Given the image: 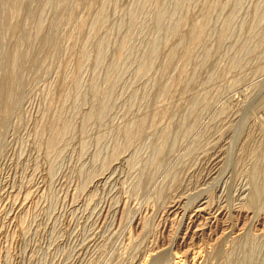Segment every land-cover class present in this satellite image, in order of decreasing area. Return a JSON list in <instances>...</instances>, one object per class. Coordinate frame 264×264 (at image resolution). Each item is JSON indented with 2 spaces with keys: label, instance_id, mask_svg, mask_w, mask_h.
<instances>
[{
  "label": "rangeland",
  "instance_id": "rangeland-1",
  "mask_svg": "<svg viewBox=\"0 0 264 264\" xmlns=\"http://www.w3.org/2000/svg\"><path fill=\"white\" fill-rule=\"evenodd\" d=\"M177 262L264 264V0H0V264Z\"/></svg>",
  "mask_w": 264,
  "mask_h": 264
},
{
  "label": "bare ground",
  "instance_id": "bare-ground-1",
  "mask_svg": "<svg viewBox=\"0 0 264 264\" xmlns=\"http://www.w3.org/2000/svg\"><path fill=\"white\" fill-rule=\"evenodd\" d=\"M195 30H196V28H195ZM199 31H200V30H199ZM193 32H196V31H193ZM195 36H196V35H195ZM195 36H194V37H195ZM198 36H199V35H198ZM195 39H196V38H195ZM188 53H189V52H188ZM185 54H186V52H185ZM55 133H56V132H55ZM57 136H58V135H56V137H55V136H54V137L57 138ZM50 138H51V137H50ZM52 138H53V137H52ZM52 138H51V139H52ZM54 140H55V139H54ZM48 143H49V141H48ZM51 145H52V143H51ZM47 146H48V145H47ZM51 148H52V147H51ZM255 187H256V186H255ZM256 189H257V188H256ZM256 189H255V190H256ZM257 190H258V189H257ZM257 190H256V191H257ZM253 192H254V191H253ZM252 194L254 195V193H252ZM256 194H259V193H256ZM256 197H257V196H256ZM256 197H255V198H256ZM253 198H254V196H253ZM258 198H259V195H258L257 199H258ZM252 202H253V201H252ZM252 202H251V203H252ZM254 202H257V201L254 200ZM258 202H259V201H258ZM175 262H176V261H175ZM174 264H175V263H174ZM176 264H179V263L177 262Z\"/></svg>",
  "mask_w": 264,
  "mask_h": 264
}]
</instances>
